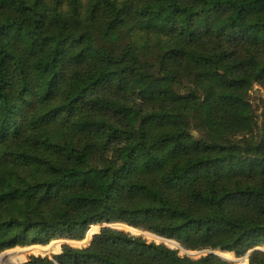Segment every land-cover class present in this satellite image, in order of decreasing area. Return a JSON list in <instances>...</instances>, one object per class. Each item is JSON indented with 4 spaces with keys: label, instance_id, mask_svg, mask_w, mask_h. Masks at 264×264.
<instances>
[{
    "label": "trees",
    "instance_id": "16d2710c",
    "mask_svg": "<svg viewBox=\"0 0 264 264\" xmlns=\"http://www.w3.org/2000/svg\"><path fill=\"white\" fill-rule=\"evenodd\" d=\"M255 85L264 0H0V253L119 223L264 264ZM40 251L23 264H235L111 226Z\"/></svg>",
    "mask_w": 264,
    "mask_h": 264
},
{
    "label": "rangeland",
    "instance_id": "374dc122",
    "mask_svg": "<svg viewBox=\"0 0 264 264\" xmlns=\"http://www.w3.org/2000/svg\"><path fill=\"white\" fill-rule=\"evenodd\" d=\"M261 98H264V87H262V86H258V85H255L254 87H253V89L250 91V94H249V99H250V101H251V103H252V106H253V109H254V111L256 112V114L257 115H259V117H260V119H261V110H260V107H259V104H260V99ZM102 223H100V224H94L96 227L95 228H91V226L89 227V229L87 230V232H86V234L87 235H85L86 236V238L87 239H89V237H88V234H92V233H94L95 232V230H98L99 229V226L101 225ZM105 224V223H104ZM116 224V225H115ZM115 224H108V225H110L111 227H114V228H117V229H122V230H124V231H126V232H129V233H131V234H133V235H141V236H143L144 238H146L148 241H155V242H157V243H164V244H166L168 247H170V248H173V249H177L178 251H179V254H188V253H186V251L185 250H182L183 248L182 247H180V245L178 244V243H176L174 240H171L173 243H171V242H168V241H166V239H160V238H158V237H154V236H151V235H148V234H150V233H148V232H146V233H144V232H141V231H139V232H136V231H134V230H132V229H130V228H128L129 226H126V225H124V224H119V223H115ZM134 229V228H133ZM85 239V238H84ZM84 239L83 240H81V241H78V240H72V239H66V238H58V239H53V240H51L48 244H46V245H51L52 243H54V244H59L60 245V250H61V246H62V244H69V245H71V246H73V247H82L83 245H79L78 243L79 242H82V241H84ZM61 240H63V241H61ZM167 240H170V239H167ZM46 245H39V244H33V245H29V246H24V247H21V246H16V247H13V248H11V249H9L3 256H2V258H1V261H0V264H3V260H6L7 258H10V257H15V256H18V255H20V254H24V255H26L27 253H30V252H32L34 249H36V248H38L39 250H41L40 251V253H39V255H44V254H47V256H52V255H55V254H57V252H51V253H43L42 252V248L41 247H44V246H46ZM262 249H264V247L262 248ZM59 250V251H60ZM190 252H197V251H190ZM217 252H219L220 254H222V253H224L223 251H217ZM2 253V252H1ZM225 254V253H224ZM223 254V255H224ZM27 255H29V254H27ZM33 255V254H32ZM188 255H190V254H188ZM234 255V254H233ZM31 255H29L28 257H27V259L26 260H28L29 259V257H30ZM191 256H193V257H196V256H199V254H194V255H191ZM225 256V255H224ZM226 257V256H225ZM235 258H240V257H236L235 255H234V258H230V259H235ZM242 262V261H241ZM235 264H246V261L245 262H242V263H240V262H237V263H235Z\"/></svg>",
    "mask_w": 264,
    "mask_h": 264
},
{
    "label": "water",
    "instance_id": "95a60500",
    "mask_svg": "<svg viewBox=\"0 0 264 264\" xmlns=\"http://www.w3.org/2000/svg\"><path fill=\"white\" fill-rule=\"evenodd\" d=\"M105 226H110V225H108V224H104V223H102L100 226H99V229L96 231V232H98L101 228H103V227H105ZM132 228V227H131ZM137 230V229H136ZM138 231H140V230H138ZM96 232H94V233H96ZM141 232H144V231H141ZM94 233H92L91 234V236L89 237V239H87L86 238V236H85V239H84V241H82V242H79L78 244L79 245H83L82 247H85L88 243H89V241L91 240V238H92V236H93V234ZM144 233H146V232H144ZM151 234V233H150ZM87 235V234H86ZM152 236H156V235H154V234H152ZM156 237H158V236H156ZM158 238H160V239H164V238H161V237H158ZM167 240V239H166ZM61 241H63V240H61ZM80 248V247H79ZM255 249H261V248H259V247H257V248H255ZM9 249H7V250H4V251H2V253H0V261H1V258H2V256L8 251ZM182 250H185V249H182ZM253 250V249H252ZM252 250H249L245 255H243L242 257H240V258H235V259H229V258H227V257H225V256H223L222 254H220L219 252H217L216 250H204V251H197V252H190V251H187V250H185L186 251V253H188V254H190V255H194V254H208V253H213V254H215V255H217V256H219V257H221L222 259H224V260H226V261H228V262H232V263H237V262H240V263H242V262H245L246 261V264L248 263V261H247V256H248V254L252 251ZM61 252V250L59 251V252H57V254H59ZM47 254H44V255H40V256H46ZM34 256H38V255H34ZM27 260H25V261H23V262H21L20 264H23L24 262H26ZM242 261V262H241ZM3 264H9L8 263V261L7 260H3Z\"/></svg>",
    "mask_w": 264,
    "mask_h": 264
}]
</instances>
